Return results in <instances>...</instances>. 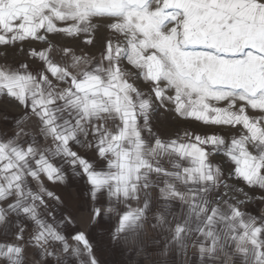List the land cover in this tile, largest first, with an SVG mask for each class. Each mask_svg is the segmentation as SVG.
<instances>
[{
	"label": "snow or ice",
	"instance_id": "obj_1",
	"mask_svg": "<svg viewBox=\"0 0 264 264\" xmlns=\"http://www.w3.org/2000/svg\"><path fill=\"white\" fill-rule=\"evenodd\" d=\"M98 20L123 38L99 59L48 39L93 45ZM33 42L45 47H17ZM0 48L38 64H0V99L24 109L0 130V264H103L53 190L73 176L100 205L89 227L103 237L116 214L110 244L150 227L164 258L191 245L200 264H264V212L241 209L264 204V0H0ZM162 109L235 131L167 138L152 123Z\"/></svg>",
	"mask_w": 264,
	"mask_h": 264
},
{
	"label": "rangeland",
	"instance_id": "obj_2",
	"mask_svg": "<svg viewBox=\"0 0 264 264\" xmlns=\"http://www.w3.org/2000/svg\"><path fill=\"white\" fill-rule=\"evenodd\" d=\"M98 25L96 31L92 34L94 39L93 45H85L82 43L84 36L82 35L78 41H65L62 37L50 35L48 37L51 43H71L77 45V51H83L87 53L90 57L94 56L97 59L100 58V55L104 49L105 42L107 39L112 38L113 41L116 39L122 40V37H117L115 34L110 32L106 27V21L98 20L94 21ZM17 47H28L42 48L45 45L39 42H33L31 45H17ZM5 56V50L0 48V64L10 63L16 64L21 61L27 60L33 67H38V64L35 60L26 57L24 55H18L13 49L7 50V61L3 59ZM146 91V89H143ZM24 112L22 106H20L14 100L8 98L0 99V130H5L11 132L15 125L14 121L18 119ZM5 116L7 119L5 120ZM152 123L154 130L167 138H175L178 134L183 137L187 132L189 134H203L205 131H220L225 134L228 138L235 130L231 129H208L203 126L202 123L196 122L191 118L185 119L183 117H178L174 112L167 110H160L158 113L154 114L152 117ZM25 131L34 130L32 127V122L25 119L24 123ZM213 163L219 164L223 169L225 176L232 170V165L230 162L225 161V157L220 155H215L212 157ZM228 184L233 188H244L245 192L251 196L253 193L236 178L228 179ZM54 191L58 195H61L62 198L68 200L67 211L70 212L81 230H87L92 233L94 241L97 243L99 251L98 255L102 260L103 264H162L164 259H167L169 262H174V264H200V261L197 256V248L195 246H189L186 254H179L176 250H173L167 258L161 257L160 247L162 242L160 241V235L158 232L153 231L150 227H147L146 230L140 235L138 240H130L127 245H113L108 242L107 230L114 229L117 225L116 214L113 213L110 217H105L104 229L105 235L101 237L99 235L98 228H91L88 226V217L90 215V210L93 206L100 207V205H93L92 201L88 195V187L85 181L81 180L79 177L73 176L71 183L68 186L61 185L59 188H54ZM221 193L227 192L228 196H235L234 192H229L227 189L221 187L219 190ZM256 196H259L260 193L256 192ZM227 198V196L225 197ZM242 199V196L237 197ZM132 207H136L137 204L135 201L131 202ZM117 211H120L122 206H116ZM103 207H108L107 204ZM242 210H246L253 214H259L264 212V204H258L255 200H252L250 203L241 205ZM151 216V214H149ZM5 239L3 236H0V240ZM10 239V237H9ZM72 243V241H69ZM58 250V249H57ZM34 249H29L26 252V258L28 260L34 259L33 255ZM74 264V262H70Z\"/></svg>",
	"mask_w": 264,
	"mask_h": 264
}]
</instances>
